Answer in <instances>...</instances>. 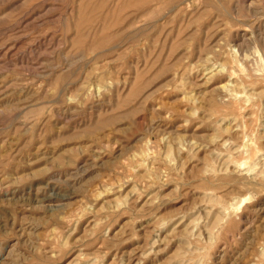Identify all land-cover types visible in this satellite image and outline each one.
<instances>
[{"label": "rangeland", "instance_id": "obj_1", "mask_svg": "<svg viewBox=\"0 0 264 264\" xmlns=\"http://www.w3.org/2000/svg\"><path fill=\"white\" fill-rule=\"evenodd\" d=\"M123 1L0 0V264H264V0Z\"/></svg>", "mask_w": 264, "mask_h": 264}, {"label": "bare ground", "instance_id": "obj_2", "mask_svg": "<svg viewBox=\"0 0 264 264\" xmlns=\"http://www.w3.org/2000/svg\"><path fill=\"white\" fill-rule=\"evenodd\" d=\"M121 1H123V0H121ZM131 1H133V0H131ZM143 1H144V0H143ZM143 1H142V2H143ZM146 1H147V0H146ZM160 1H161V0H160ZM164 1H165V0H164ZM164 1H163V2H164ZM168 1H170V0H168ZM168 1H167V2H168ZM174 1H175V0H174ZM123 2H124V1H123ZM123 2H122V3H123ZM129 2H130V1H129ZM157 2H159V1H157ZM161 2H162V1H161ZM164 3H165V2H164ZM248 3H249V2H248ZM167 4H168V3H167ZM133 6H135V5H133ZM136 6H137V4H136ZM136 6H135V7H136ZM140 6H141V5H140ZM173 6H175V5H173ZM176 7H177V6H176ZM137 8H138V7H137ZM122 9H123V7H122ZM175 9H176V8H175ZM175 9H173V10H175ZM124 10H125V9H124ZM262 23H263V22H262ZM219 41H222V40H219ZM214 42H215V41H214ZM221 43H222V42H221ZM232 46H233V45H232ZM232 46H231V47H232ZM234 47H235V46H234ZM253 47H254V46H253ZM188 48H189V47H188ZM232 49H233V48H232ZM237 49H238V48H237ZM200 50H201V49H200ZM234 50H235L236 52H238L235 48H234ZM234 50H233V51H234ZM231 51H232V50H231ZM165 52H166V51H165ZM239 52H240V51H239ZM252 53H253V52H252ZM209 55H210V54H209ZM209 55H208V56H209ZM246 55H247V54H246ZM260 57H261V56H260ZM224 58H225V57H224ZM165 59H166V58H165ZM234 59H235V58H234ZM238 59H239V58H238ZM234 61H235V60H234ZM238 61H239V60H238ZM255 61H256V60H255ZM232 62H233V61H232ZM235 62H236V61H235ZM253 62H254V61H253ZM191 63H192V62H191ZM240 63H241V62H240ZM235 64H236V63H235ZM158 65H159V64H158ZM210 65H211V64H210ZM261 65H262V64H261ZM166 66H167V65H166ZM215 66H216V65H215ZM235 66H236V65H235ZM211 67H212V66H211ZM206 69H207V68H206ZM240 69H241V68H240ZM220 70L223 71V70H224V67H219V69H218L217 67H215V68H211V69H209V71H207V72L212 73L213 71H220ZM205 71H206V70H205ZM226 71H227V70H226ZM226 71H225V72H226ZM254 71H255V70H254ZM257 71H258V70H257ZM259 72H260V71H259ZM231 73H232V72H231ZM227 74H228V73H227ZM227 74H226V75H227ZM229 74H230V73H229ZM206 76H207V75H206ZM228 76L231 77V75H228ZM232 77H233V76H232ZM206 78H207V77H206ZM249 78H250V77H249ZM229 79H230V78H229ZM229 79H228V80H229ZM239 79H240V78H239ZM228 80H227V81H228ZM231 80H232V79H231ZM229 81H230V80H229ZM224 82H225V81H224ZM230 83H231V81H230ZM230 83L225 82L224 84L220 85L219 89H220L221 95H222L224 98L227 97L228 99L232 98V99L234 100V97L236 96L235 93H237V92H235V88H234V89L231 88V86H233V85H231V84H234V83H231V84H230ZM213 84H214V83H213ZM97 85H98V84H97ZM235 85H236V83H235ZM102 86H103V85H102ZM236 86H237V85H236ZM102 88H103V87H102ZM98 89H99V88H98ZM89 91H90V90H89ZM195 92H196V91H195ZM234 92H235V93H234ZM242 92H243V91H242ZM244 92H245V91H244ZM244 92H243V94L246 96L247 99H249V98L247 97L248 94L246 95ZM238 93H239V92H238ZM238 93H237V94H238ZM239 96H242V95H239ZM186 97H188V96H186ZM219 97H220V96H219ZM227 98H226V99H223V100H226V101H227V100H228ZM235 98H236V97H235ZM240 98H241V97H240ZM244 98H245V97H244ZM251 98H252V97H251ZM253 98H254V97H253ZM221 99H222V98H221ZM249 100H250V99H249ZM234 101H235V100H234ZM241 101H242V100H241ZM221 102H222V101H221ZM223 102H225V101H223ZM244 102H245V101H244ZM230 103H231V102H230ZM232 103H233V102H232ZM224 104H226V103H224ZM236 125H237V124H236ZM221 127H222V126H221ZM237 127H238V126H237ZM235 131H236V130H235ZM239 132H240V131H239ZM236 133H237V132H236ZM101 135H102V134H101ZM190 135H191V134H190ZM238 135H239V133H238ZM164 137H165V136H164ZM216 138H217V137H216ZM244 140H245V139H244ZM242 142H243V141H242ZM179 143H180V142H179ZM166 144H167V143H166ZM252 144H253V143H252ZM224 145H225V144H224ZM244 145H246V144H244ZM239 146H240V145H239ZM241 146H242V145H241ZM248 146H249V145H248ZM206 147H207V146H206ZM244 147H245V146H244ZM248 148H249V147H248ZM245 149H246V147H245ZM233 150H234V149H233ZM244 151H246V150H244ZM240 152H241V150H239V149H236V150H235V153H236L237 155H238V154H241ZM242 152H243V151H242ZM212 153H213V152H212ZM245 154H247V153H245ZM249 154H250V152H249ZM242 155H243V154H242ZM242 155H241L240 159L243 157ZM232 156H233V155H232ZM238 156H239V155H238ZM247 156H248V155H247ZM217 157H218V156H217ZM245 158H246V157H245ZM248 159H249V158H246L247 161H248ZM246 160H245V161H246ZM241 161H242V159H241ZM255 161H256V160H255ZM257 161H258V160H257ZM227 162H228V161H227ZM235 162H238V160L235 161ZM232 163H233V161H232ZM232 163H231V164H232ZM242 163L244 164V161H242ZM242 163H241V164H242ZM246 163H247V162H246ZM252 163H253V162H252ZM255 163H257V162H255ZM227 164H228V163H227ZM239 164H240V163H239ZM243 164H242V167H241V165H239V166H240L241 168H243ZM249 164H250V163H249ZM262 164H263V162H262ZM234 165H235V164H234ZM236 165H237V164H236ZM251 165H253V164H251ZM251 165H250V166H251ZM247 166H248V163H247ZM247 166H246V167H247ZM250 166H249V167H250ZM247 168H248V167H247ZM235 169H236V168H235ZM250 169H251V168H250ZM250 169H248V170H250ZM251 170H252V169H251ZM243 171H244V170H243ZM209 172H210V171H209ZM239 172H240V171H239ZM262 172H263V171H262ZM256 175H257V174H256ZM263 176H264V175H263ZM161 180H162V179H161ZM206 196H207V195H206ZM208 196H209V195H208ZM125 198H126V197H125ZM241 198H242V197H241ZM241 198H240V199H241ZM233 199H234V198H233ZM236 199H237V198H236ZM236 199H235V200H236ZM237 200H238V199H237ZM243 200L246 201V202H255V196H254L252 193H248V192H247V193L244 195ZM246 202H245V203H246ZM258 202H259V201H258ZM258 202H257V203H258ZM233 203H235V202H233ZM229 204H230V203H229ZM235 204H236V203H235ZM261 204H262V203H261ZM255 208H256V207H255ZM257 208H258V207H257ZM206 209H207V208H206ZM220 209H221V207H220ZM199 214H200V213H199ZM214 216H215V215H214ZM260 216H261V215H260ZM189 219H190V218H189ZM200 219H201V218H200ZM195 223H196V222H195ZM257 223H258V222H257ZM174 227H175V226H174ZM199 231H200V230H199ZM252 231H253V230H252ZM158 248H159V247H158ZM174 262H175V261H174Z\"/></svg>", "mask_w": 264, "mask_h": 264}]
</instances>
